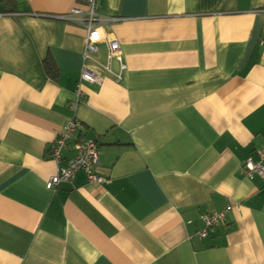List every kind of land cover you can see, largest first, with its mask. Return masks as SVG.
Masks as SVG:
<instances>
[{
  "label": "crops",
  "instance_id": "1",
  "mask_svg": "<svg viewBox=\"0 0 264 264\" xmlns=\"http://www.w3.org/2000/svg\"><path fill=\"white\" fill-rule=\"evenodd\" d=\"M13 1L0 13V264H264V176L242 169L264 145V0H97L120 49L108 60L97 44L110 72L82 82L75 114L74 1ZM73 116L63 157L98 134L104 180L78 170L49 190V146Z\"/></svg>",
  "mask_w": 264,
  "mask_h": 264
},
{
  "label": "built area",
  "instance_id": "2",
  "mask_svg": "<svg viewBox=\"0 0 264 264\" xmlns=\"http://www.w3.org/2000/svg\"><path fill=\"white\" fill-rule=\"evenodd\" d=\"M73 1L74 4L69 10L67 19L82 24L85 31L80 75L73 91V98L68 102L69 109L75 114L77 105L83 100L82 82L97 81L99 78L98 69L110 72L109 62L101 63L96 56L98 51L97 44L101 41L106 42L108 60L114 52L119 51L120 45L115 38L108 37V33L105 31L101 21L103 19L97 13V0ZM117 19L118 17H108L104 20L113 22ZM117 60L121 68L124 69L126 66L122 58L118 56ZM79 125L80 122L75 116L69 118L57 131L55 139L50 143V156L57 163L58 168L57 172L51 175L45 182V186L49 190H54L61 183H70L73 180L75 172L78 170L86 174L90 183H100L104 180L96 172V166L98 165V134L94 133L86 136L77 142L74 156L70 158L63 157V148L72 137L73 131ZM256 153L258 158L247 157L242 168L245 176L249 178H252L254 175L264 176V145L257 148ZM226 209L210 211L204 215V226L198 232L200 237H206L209 230L224 223Z\"/></svg>",
  "mask_w": 264,
  "mask_h": 264
},
{
  "label": "trees",
  "instance_id": "3",
  "mask_svg": "<svg viewBox=\"0 0 264 264\" xmlns=\"http://www.w3.org/2000/svg\"><path fill=\"white\" fill-rule=\"evenodd\" d=\"M10 2V4L9 3H7V4H9V6H6V4L4 3H1L0 2V13H2V12H4L5 10H7V8H10V7H12V4H13V0H9ZM12 9V8H11ZM45 63H46V70L47 71H51V66L48 64V62L47 61H45ZM53 71V70H52ZM86 82V81H85Z\"/></svg>",
  "mask_w": 264,
  "mask_h": 264
}]
</instances>
